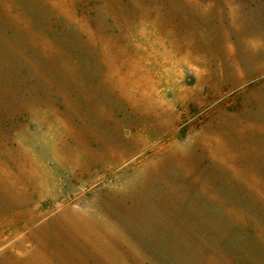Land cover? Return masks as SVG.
Masks as SVG:
<instances>
[{
  "label": "rangeland",
  "instance_id": "374dc122",
  "mask_svg": "<svg viewBox=\"0 0 264 264\" xmlns=\"http://www.w3.org/2000/svg\"><path fill=\"white\" fill-rule=\"evenodd\" d=\"M0 264H264V0H0Z\"/></svg>",
  "mask_w": 264,
  "mask_h": 264
},
{
  "label": "crops",
  "instance_id": "0c3cea01",
  "mask_svg": "<svg viewBox=\"0 0 264 264\" xmlns=\"http://www.w3.org/2000/svg\"><path fill=\"white\" fill-rule=\"evenodd\" d=\"M248 102V101H247ZM247 102H244V103H247ZM226 117L228 116H231V115H225ZM215 122L216 121H214V122H212V121H209L206 125H205V127L199 132V136H202V135H204L205 134V132L208 130V129H212V128H215L214 126H217V125H215ZM241 124V123H240ZM221 125H222V127H220V125H218L215 129H217V132H218V135L217 136H215V137H213L212 139H211V141H210V143H213V144H215V143H218V142H220V140L222 139V137L223 136H225L226 134L228 135L229 133L228 132H225V130H227L226 128H224V126L225 127H227V128H230V129H237V128H235L236 127V125H234L233 127H229V125H225L224 123H222L221 122ZM242 126V125H241ZM206 144H207V142H206ZM188 189H190V191L191 190H194L195 192H196V197H194V198H188L187 199V203H188V205H190L191 207H196V209H197V212L200 214L201 213V207L200 208H197V207H199V206H202V207H207L208 205H210V200H209V197H208V195L209 194H207V193H204V191H207V190H211L210 188H206V187H204V186H201V185H196V187H195V185H192L191 187H189ZM203 212L204 213H206L207 212V210H203Z\"/></svg>",
  "mask_w": 264,
  "mask_h": 264
}]
</instances>
